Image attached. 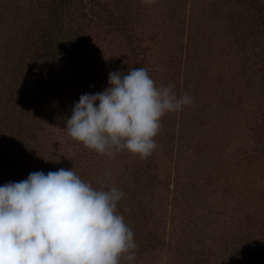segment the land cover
I'll return each instance as SVG.
<instances>
[{
    "label": "rangeland",
    "instance_id": "374dc122",
    "mask_svg": "<svg viewBox=\"0 0 264 264\" xmlns=\"http://www.w3.org/2000/svg\"><path fill=\"white\" fill-rule=\"evenodd\" d=\"M54 1L0 0V185L72 168L94 188L117 187L136 245L121 264L202 254L208 264H264V0H62L59 11ZM51 39L58 47L46 57ZM137 67L191 97L161 118L152 154L101 155L70 138L65 120L79 96L102 91L110 71ZM232 176L237 199L223 202L239 210L216 216L214 189L229 197ZM200 219L203 237L192 239Z\"/></svg>",
    "mask_w": 264,
    "mask_h": 264
},
{
    "label": "clouds",
    "instance_id": "9594fccd",
    "mask_svg": "<svg viewBox=\"0 0 264 264\" xmlns=\"http://www.w3.org/2000/svg\"><path fill=\"white\" fill-rule=\"evenodd\" d=\"M175 86L155 85L143 67L110 71L107 86L84 93L65 120L67 135L90 150L147 158L165 113L191 103ZM123 193L94 188L72 168L29 173L0 185V264H121L134 259V234L117 212Z\"/></svg>",
    "mask_w": 264,
    "mask_h": 264
},
{
    "label": "trees",
    "instance_id": "16d2710c",
    "mask_svg": "<svg viewBox=\"0 0 264 264\" xmlns=\"http://www.w3.org/2000/svg\"><path fill=\"white\" fill-rule=\"evenodd\" d=\"M62 0H55L54 1V8H56L55 10H58L59 11V6L62 4ZM52 40V43L49 45V48L48 49H46V50H44L43 51V53L45 54V56L46 57H52L54 54H55V52H56V50H57V47H58V45H57V43L55 42V40L53 41V39H51ZM50 40V41H51ZM198 62H199V60H200V58H197L196 59ZM205 62H203V63H199L198 64V66L196 67L197 68V71H200L201 73H202V77H203V70H206V68H205ZM247 70V69H246ZM197 80H198V78H197ZM193 85H195V86H197V83L195 82V83H193ZM186 106V105H185ZM184 106V107H185ZM185 115H186V112L184 111V114H183V124H187L188 123V121H187V118L185 117ZM201 123H203L202 121H200L199 120V123H198V125H201ZM191 128V127H190ZM186 133L191 137V138H195V137H193L194 135L191 133V129H188V131H186ZM194 133H198L197 131H195ZM217 139H221L222 138V135L221 134H219L217 137H216ZM190 142H192V139L190 140ZM228 144H229V142H228ZM228 144H226V146L228 145ZM224 148V147H223ZM218 150H220V149H218ZM213 151L215 152L216 151V149H213ZM209 152V151H208ZM208 152H204L203 154H204V158H205V160L207 161V153ZM221 152V151H220ZM181 153V152H180ZM225 155H227V154H225ZM229 156V155H228ZM223 160V159H222ZM207 163L208 164H210V168L211 169H214V167H215V161L213 160V159H209L208 161H207ZM209 175V174H208ZM232 178H233V176H232ZM176 179V182H175V189L178 191V194L179 195H184L185 196V194H186V192H187V190H186V185H184L183 184V178L181 177V175H177V178H175ZM238 184H241V181H236V179H235V177L232 179V185H233V187H234V190H233V192L231 193V195L228 197L227 196V194H226V192L227 191H225V190H223V189H219V188H216V189H214V192L216 193V194H218V197L217 198H215V199H213V204H211L210 205V207H212V208H214V209H219V211L218 212H215V215L216 216H219L220 214H221V212H222V210H221V208L223 207V208H225L226 210H231V211H233V213L234 212H237L238 210H239V206L240 205H236L235 207H231L230 205H226L223 201H225L224 199H227L228 201H232L233 203L235 202V200L237 199V197H235V196H232V195H234L235 193H236V191H237V188H238ZM210 192H212V190L210 191ZM220 195V196H219ZM220 197V198H219ZM225 197V198H224ZM193 203L195 204V205H197L198 203H200L199 205L200 206H202L203 204L201 203V202H196L195 200L193 201ZM204 207V206H203ZM242 207H247V203H245V204H243L242 205ZM211 208V209H212ZM148 209V208H147ZM211 209H209L208 211H207V213H209V214H211L212 213V210ZM255 214H257V213H255ZM232 217H235V216H232ZM246 217H250V214H248V215H246ZM245 217V218H246ZM201 220V222L198 224V222H196L195 224H194V228L192 229V231H194V233L191 235V238L192 239H196V238H200V239H202V237H203V234H204V230H205V224L203 223V221H202V219H200ZM255 223H257V221L256 220H253ZM217 222V221H216ZM221 226V225H220ZM219 225H218V227L216 228V229H223L222 228V226L220 227ZM251 227H252V225H251ZM176 249H181L180 247H177L176 246ZM248 251V252H253V246H248V247H234V248H232L231 249V251H230V255L232 256V257H234L235 256V258L238 256V255H244V254H246V253H243V251ZM246 251V252H247ZM233 254V255H232ZM207 257H209V255H206ZM183 259H185V258H183ZM189 259H190V261H189ZM191 259H193L192 261H191ZM209 260V258L207 259L203 254L201 255V256H199V257H188V258H186V262L187 263H189V264H208V261Z\"/></svg>",
    "mask_w": 264,
    "mask_h": 264
}]
</instances>
